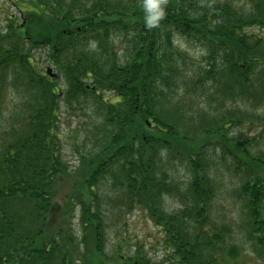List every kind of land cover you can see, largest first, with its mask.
<instances>
[{
    "label": "trees",
    "instance_id": "1",
    "mask_svg": "<svg viewBox=\"0 0 264 264\" xmlns=\"http://www.w3.org/2000/svg\"><path fill=\"white\" fill-rule=\"evenodd\" d=\"M27 3L19 20L0 26V264H87L89 233L103 250L97 197H79L83 244L69 234L72 201L60 207L56 199L69 172L63 108L82 111L83 126L93 128L77 186L94 189L109 176L122 205L146 212L159 231L160 262L137 251L119 264H238L240 247L229 242L234 227L214 217L218 164L238 178L248 253L264 259V150L255 149L264 142V112L257 113L264 108L257 76L260 67L264 73V0H165L154 27L146 25V0ZM176 36L203 48L197 68ZM43 48L58 72L35 62ZM209 80L225 98L223 110L214 115L213 101H204L207 110L192 124L202 106L194 98L211 93L203 90ZM241 99L253 100L254 111L227 107ZM246 120L257 131L233 134L248 128ZM189 126L204 137L196 150L187 144ZM166 159L187 168L185 188L163 169ZM168 196L181 206L171 209Z\"/></svg>",
    "mask_w": 264,
    "mask_h": 264
},
{
    "label": "rangeland",
    "instance_id": "2",
    "mask_svg": "<svg viewBox=\"0 0 264 264\" xmlns=\"http://www.w3.org/2000/svg\"><path fill=\"white\" fill-rule=\"evenodd\" d=\"M27 1L28 0H0V26L5 25L9 17L19 20V18H21V8L24 12L28 11L30 8L29 5H27ZM15 2H17L19 8L13 5L16 4ZM20 22L23 23L24 21L20 19ZM262 33L264 34V29H262ZM175 39L177 43L176 45H179V47L183 50H188H186L187 53L192 59H194L190 60L194 63L193 65H195V68H197V65L203 55V48L200 45H189V43L185 41L186 39L181 38L180 36H176ZM261 51L264 53V48ZM37 57L38 62L41 63L44 69H47L46 66H49L52 67L55 72H58L53 64L50 62L48 63L47 51L44 48L38 52V55L36 53V63ZM195 61H197V63H195ZM257 76L258 81L261 84L264 78V73H261V67L257 70ZM207 84H209V89L203 88V90L206 92L210 91L211 93H208L209 95H205L204 97L196 96L199 100L194 98L196 99V102H199L202 106L198 105L195 114L189 117V121L192 122V124L197 123L199 117L198 111L200 108L203 107L207 110L206 106H204V101L206 103L209 99L211 102L213 101L212 104L215 109H213L212 113L214 115L216 114L215 110H223L220 105L225 98L222 97V95L217 96L212 93V91H216L212 80H209ZM105 94L106 97L111 99L115 97V94L112 92H107ZM252 102L253 100L243 101L241 99L237 102V104H234L233 102L228 101L227 107L231 109L234 108V105H237L242 106L243 110L249 109V111L252 112L254 111L252 108ZM83 107L84 106L81 108ZM240 108L241 107L235 108V111H239ZM63 111V115L66 116V120L62 123V140L64 154L69 162V172H67L66 177L57 184L55 194L60 207H62L63 203L67 202L69 199L72 201L71 206L73 214L71 212L67 219L71 224L70 227H72V231H69V234L73 237V240L75 237L76 240L79 241V244H83L82 242L85 240L82 224L79 219L82 212V205L79 204V197L84 200L85 203H90L94 200L93 195L97 197V199L101 202L98 203L101 204L100 209L102 208L101 212L103 214L102 218L105 230L103 250L98 253L96 247L93 248L94 240L92 239V233L87 234L88 238L85 241L88 242L85 243L83 247L80 246L84 249L87 244L90 250V254L86 257L85 262L87 264H119L123 262L122 257H129L136 254L137 251H143L142 254H145L147 257H151L152 261L156 263L160 262L162 255L161 251L157 250L159 231L156 229L154 223L148 217L146 212L140 210L139 208H128L122 205L120 191L111 186V181L108 179L109 176L101 179L94 189H90L88 186L85 187L84 184L82 186H77V180L80 179L79 173L82 168V156L93 145V135L90 133L93 131V128L83 126V123L87 121V117L81 113L82 111H80L77 115L66 112L64 108ZM87 112L88 116L96 115V111H94L91 107H88ZM263 112L264 108H261L257 113ZM248 123L249 120H246V123H243L247 124V129L239 127L232 129L233 134H239L242 132L243 134L246 133V135H249L252 132H256L258 126ZM184 131L188 134L192 133V140L188 141L189 143H185L190 145L192 144L194 149L197 147V142H203L201 139L204 137L194 135L195 128L192 126L186 127ZM207 149L211 153V147H207ZM255 149L260 152L264 150V142H261ZM162 164H164L163 169L168 171L170 179L180 183L183 188L188 185L190 175L187 168L184 167L179 160L170 159L168 161L166 159ZM214 175L218 186V191L213 202L214 217L217 218L220 223L229 224L234 227V232L230 237L229 242L233 241V243L240 247L241 255L239 256L238 264H264V259H257L251 253H248L251 246L247 241L245 229L243 227L245 211L243 209V201L240 200L238 194V178L221 164L215 166ZM73 191L74 194L72 195L74 198L72 199L70 194ZM166 201L167 205L171 209L181 206L180 201L173 197L168 196ZM68 221L66 220L67 226Z\"/></svg>",
    "mask_w": 264,
    "mask_h": 264
},
{
    "label": "clouds",
    "instance_id": "3",
    "mask_svg": "<svg viewBox=\"0 0 264 264\" xmlns=\"http://www.w3.org/2000/svg\"><path fill=\"white\" fill-rule=\"evenodd\" d=\"M164 3L165 0H146L145 7L149 13L146 16V25L148 27L156 26L158 20L163 18Z\"/></svg>",
    "mask_w": 264,
    "mask_h": 264
},
{
    "label": "water",
    "instance_id": "4",
    "mask_svg": "<svg viewBox=\"0 0 264 264\" xmlns=\"http://www.w3.org/2000/svg\"><path fill=\"white\" fill-rule=\"evenodd\" d=\"M47 71H48L49 74H53L52 71H51V68H48Z\"/></svg>",
    "mask_w": 264,
    "mask_h": 264
}]
</instances>
